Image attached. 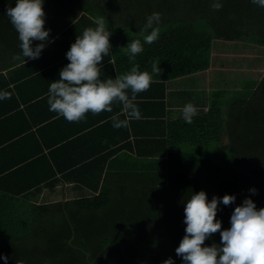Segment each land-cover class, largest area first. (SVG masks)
<instances>
[{"label":"trees","instance_id":"1","mask_svg":"<svg viewBox=\"0 0 264 264\" xmlns=\"http://www.w3.org/2000/svg\"><path fill=\"white\" fill-rule=\"evenodd\" d=\"M211 2L45 0V28L51 29L52 42L39 57L47 55L38 64L40 72L68 63L65 53L71 43L85 27H94L100 16L111 31V51L100 69L113 71L115 67L116 75L126 72L131 63L124 46L131 39L143 43L140 29L153 11L161 13L159 38L143 45L135 63L151 73L155 60L161 72L153 74L147 90L136 94L137 103L144 105L140 122L145 129L136 142L149 150L128 161L126 154L112 158L111 152L94 154L92 160L88 159L92 155L80 156L73 163L81 168L65 176L79 175L89 193L39 200L35 196L40 184L55 174L46 156L27 152L20 159L6 160L4 155L9 149L13 153L20 150V143L27 141V135L21 134L35 133L22 128L3 135L4 124L14 121L21 110L14 91L6 87L2 70L24 69L12 79L18 88L35 67L25 68L32 59L14 58L20 53L18 34L5 15L14 0H0V94L5 95L0 99V254L9 257L8 264H89L107 245L121 247L131 264H162L169 257L181 264L175 248L185 234L183 202L192 191L204 190L209 199L214 194L236 196L234 204L219 205L217 218L222 228L230 226L231 212L244 198L253 199L257 208L264 207V72L234 100L223 99L221 89L210 91L201 98L207 108L196 111L192 123H186L183 116L165 119V81L209 68L214 40L264 47V8L251 0H222L223 7L214 10ZM121 107L118 104L117 114ZM103 145L111 143L106 140ZM121 158L124 167L116 169L113 161ZM45 162L48 172L42 169ZM95 165H99L98 177L83 178ZM251 188L257 189L255 194ZM213 241L220 242L219 231L204 243ZM0 264H4L2 259ZM95 264L126 262L120 251L111 250L103 252Z\"/></svg>","mask_w":264,"mask_h":264},{"label":"clouds","instance_id":"2","mask_svg":"<svg viewBox=\"0 0 264 264\" xmlns=\"http://www.w3.org/2000/svg\"><path fill=\"white\" fill-rule=\"evenodd\" d=\"M44 3L45 0H14V6L6 7L5 15L18 34L20 53L15 59H38L52 42L51 29L45 28ZM251 3L264 8V0H251ZM211 7L221 9L222 0H212ZM160 23V12L153 11L146 16L140 29L143 43L140 39H131L124 46L130 69L106 79L101 78L100 65L111 51V31L106 28L103 16L95 20L94 27H85L66 51L68 63L59 70V78L49 84V111L71 122L85 118L88 112H112L113 104L119 103L122 107L120 113L112 117L113 128L127 127L131 120H139L141 112L134 102L136 94L149 88L153 74L160 73L161 68L160 62L154 60L150 73L141 70L135 60L145 43L151 44L159 38ZM34 41L39 43L34 44ZM4 98L5 95L0 94V99ZM120 115L125 118L121 119ZM182 115L186 123H192L195 106L186 103ZM249 191L255 194L257 189ZM235 201L234 194H214L209 199L204 190L192 191L184 200L185 234L175 248L181 264H264V207L257 208L254 200L246 197L231 212L230 226L222 228V221L217 218L219 205L227 206ZM217 231L220 242L205 244ZM0 259L8 264L7 255L0 254ZM162 264H175V259L169 257Z\"/></svg>","mask_w":264,"mask_h":264},{"label":"crops","instance_id":"3","mask_svg":"<svg viewBox=\"0 0 264 264\" xmlns=\"http://www.w3.org/2000/svg\"><path fill=\"white\" fill-rule=\"evenodd\" d=\"M217 40L223 41L221 39H216L213 41V47L211 51V65L209 68L203 71L195 72L193 74L165 81V119L183 116V106L189 102L195 106L196 111H200V109H202L201 107L204 109L207 108L206 102L201 100V98L203 96L205 98L210 91L214 90V87L211 86L213 83L211 82L212 79L204 75V73L212 68V62L215 58V55L213 54L215 51L214 43ZM46 56L47 55L43 57L44 59H32V64L25 68L31 70L33 67H35V69L32 70L30 75L27 76L25 80L20 82V86L18 88H15V84L13 83L12 79L16 74L24 69L17 72H15V70L14 73H12V71L15 68L2 70L4 78L3 80H5L4 82L6 87L8 85L14 91V94L19 101L18 108L21 110L20 116H18L16 119H13L14 121L4 124L3 135L5 136L9 134L12 130H22V128L25 131L26 128L31 129L33 130L32 132L35 133L33 136L26 132V134H21V136L23 135L22 137L27 135V141L20 143L22 144L20 145V150H18L17 153H13L12 150L9 149L6 151V153H4V155L6 156V160L7 158L20 159L26 155L27 152H33V154L35 153L37 155L42 153L43 155L40 156H46L47 160L50 162V164H52L51 167H53L55 170V174L52 176L51 180L40 184L41 189L35 196L39 197V200H57L55 199L57 197H79L84 193H89V190L80 183V180L78 179L80 178L79 175L78 177L65 176V174L68 172L77 168H81V165L77 164L78 158L80 156L83 158L85 155H90L91 157L92 155L91 158H88L92 160L94 159V154H97L95 156H98L99 154L107 152H111L112 158L124 156L126 154L127 161L134 157L138 158L141 151L149 150L148 147L142 148L141 145H138L136 142V139L140 137V133L142 131L144 132L145 129L142 126L140 119L131 120L127 127L121 128H113L112 123L108 124V120L111 119L112 122V117L117 115L116 108L119 103L113 104L112 112L101 111L100 113L96 114L88 112L85 114V118L79 121L71 122L67 121L64 117L58 115L57 113L49 111L47 105V90L49 84L51 80L59 78V70L67 63L56 68L51 67L43 70V72H40V67L38 68V64L42 63L43 60H46ZM111 63L113 64L112 58ZM100 72L102 79H106L108 77L115 78L117 76L115 67H113V71H109V69H100ZM182 79H186L188 84L191 83V86L188 88L186 86H182ZM205 79H207L208 83L206 87ZM188 89L191 90L192 94L188 93ZM198 93L201 95L200 98L198 97ZM9 102L12 103V101ZM9 102L3 103L9 104ZM134 102L138 105L140 111H142L144 105L137 103L136 100ZM34 122L37 124L34 125ZM87 123H96L99 125L94 127L89 126ZM35 126H37V131L34 128ZM152 129L154 130L155 128L152 127ZM82 130H89L87 132L93 131V133L85 132L83 134H77ZM21 133H23V131ZM78 135L80 136L77 137V140H79L77 144L73 141ZM106 140L107 142L111 143L109 147L103 145L106 144ZM92 145H95L97 149L93 148ZM101 146H103L102 149L98 150ZM113 163L116 169H121L124 167L123 158H121L119 161L115 160ZM85 165H88L86 167L93 166L92 164ZM98 168L99 165H95V167H92V169L87 170L90 175L83 174V178L98 177ZM42 169L44 172H48L49 167L47 166L46 162L43 164ZM106 169L107 165H105V170ZM103 174L104 172L102 175ZM52 180H55V182L53 181L52 183Z\"/></svg>","mask_w":264,"mask_h":264},{"label":"rangeland","instance_id":"4","mask_svg":"<svg viewBox=\"0 0 264 264\" xmlns=\"http://www.w3.org/2000/svg\"><path fill=\"white\" fill-rule=\"evenodd\" d=\"M214 49L215 58L212 68L204 75L212 79L211 86L214 89L223 90V99L227 101L234 100L235 97L244 94L245 90H248L251 85L253 86L264 72V47L262 46L241 41L223 42L217 40L214 43ZM181 81H183L182 86L187 88L191 86V83L188 84L186 79ZM207 84V79H205V87ZM188 93L192 94L191 90L188 89ZM198 97L200 98L201 95L199 94Z\"/></svg>","mask_w":264,"mask_h":264},{"label":"water","instance_id":"5","mask_svg":"<svg viewBox=\"0 0 264 264\" xmlns=\"http://www.w3.org/2000/svg\"><path fill=\"white\" fill-rule=\"evenodd\" d=\"M111 250H118V251H120V252L122 253L123 257H124V260H125L126 264H131L129 258L127 257V255L125 254V252L122 250V248L119 247V246H116V245H111V246L107 245V246H105L104 249H102L100 252H98V253L96 254V256L94 257L93 260L89 261V264H95L96 261L98 260L99 256H100L103 252L111 251ZM89 255H90V254H89L88 252H86V257H87V259L89 258Z\"/></svg>","mask_w":264,"mask_h":264}]
</instances>
